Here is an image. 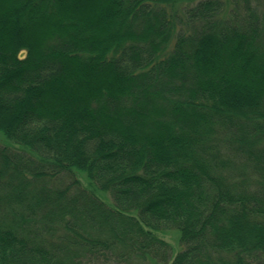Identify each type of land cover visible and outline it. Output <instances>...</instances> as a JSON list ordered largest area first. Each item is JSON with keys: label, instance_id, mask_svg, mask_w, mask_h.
<instances>
[{"label": "trees", "instance_id": "16d2710c", "mask_svg": "<svg viewBox=\"0 0 264 264\" xmlns=\"http://www.w3.org/2000/svg\"><path fill=\"white\" fill-rule=\"evenodd\" d=\"M165 230L264 264V0H0V264L164 262Z\"/></svg>", "mask_w": 264, "mask_h": 264}, {"label": "rangeland", "instance_id": "374dc122", "mask_svg": "<svg viewBox=\"0 0 264 264\" xmlns=\"http://www.w3.org/2000/svg\"><path fill=\"white\" fill-rule=\"evenodd\" d=\"M22 55H23V53H22ZM77 177L82 184H84V185L86 184V181L84 180V178L82 176L77 174ZM99 196L108 206H110L111 201H110V198L108 195L99 194ZM156 235L169 245L170 249L168 251V258L166 259V261L163 262L159 259V255L155 256L152 259H150L151 257L147 256L146 257L147 260L143 264H170L172 258L180 250V244H179V240H178L179 234L173 230H165V231L156 233ZM92 264H115V262L113 260H110V261L108 260L107 262H104L103 260H101L99 262L93 260Z\"/></svg>", "mask_w": 264, "mask_h": 264}]
</instances>
